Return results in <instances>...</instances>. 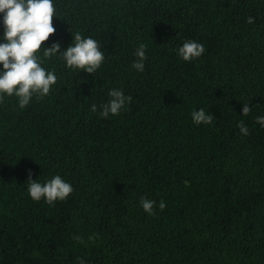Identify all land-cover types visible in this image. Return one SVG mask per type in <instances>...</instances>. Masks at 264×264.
I'll use <instances>...</instances> for the list:
<instances>
[{"label": "trees", "instance_id": "16d2710c", "mask_svg": "<svg viewBox=\"0 0 264 264\" xmlns=\"http://www.w3.org/2000/svg\"><path fill=\"white\" fill-rule=\"evenodd\" d=\"M53 4L56 32L37 56L57 83L24 108L0 102V264H264V0ZM77 32L104 53L93 74L43 57ZM189 40L205 52L185 62ZM141 44L143 72L132 67ZM112 89L131 101L103 118ZM200 109L212 124L193 123ZM29 171L74 191L34 201Z\"/></svg>", "mask_w": 264, "mask_h": 264}, {"label": "clouds", "instance_id": "9594fccd", "mask_svg": "<svg viewBox=\"0 0 264 264\" xmlns=\"http://www.w3.org/2000/svg\"><path fill=\"white\" fill-rule=\"evenodd\" d=\"M56 9L53 0H0V14L4 26V42L0 43V102H3L5 95L18 98L20 108L30 103L33 95L38 98L47 96L53 85L57 83V76L52 71L42 67L43 61L37 53L41 51L42 44L56 32L53 26V17ZM253 23V18L247 21ZM146 44H141L135 51L137 60L133 63V69L143 72L144 61L147 59L145 52ZM205 52L202 44L195 41H186L178 49L179 57L190 62L201 57ZM59 56L67 68L72 70H83L88 74L95 73L104 62V53L100 51L98 42L91 37L85 38L79 32L73 36L72 44L66 50L61 51L59 42H54L50 47L43 49V57L51 58ZM110 97L106 104L100 106V116L107 118L109 114L117 115L130 103L131 97L117 89L108 92ZM97 105L91 106V111L96 112ZM251 112L248 104H243L242 114L247 116ZM192 120L196 125L213 122V115L206 114L204 109L192 112ZM256 122L264 127V117H257ZM242 135L249 134L248 128L243 121L237 125ZM27 190L30 198L40 201L44 198L46 203L54 205L58 200H65L73 191V187L65 182L61 176H53L50 180L40 183L32 180V172H28ZM155 202L141 198V207L149 215L153 212ZM164 201H161L159 208L164 210ZM78 242H83L76 237ZM90 239H93L90 237ZM79 259V258H78ZM79 264H84L79 259Z\"/></svg>", "mask_w": 264, "mask_h": 264}]
</instances>
